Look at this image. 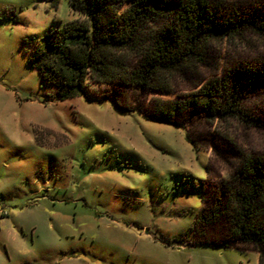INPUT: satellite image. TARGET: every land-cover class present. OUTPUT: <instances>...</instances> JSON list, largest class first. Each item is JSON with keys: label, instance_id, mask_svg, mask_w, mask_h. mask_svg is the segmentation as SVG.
I'll list each match as a JSON object with an SVG mask.
<instances>
[{"label": "rangeland", "instance_id": "rangeland-1", "mask_svg": "<svg viewBox=\"0 0 264 264\" xmlns=\"http://www.w3.org/2000/svg\"><path fill=\"white\" fill-rule=\"evenodd\" d=\"M75 17L70 0H0V264H257L249 246L199 243L194 226L204 182L212 191L243 156H264V127L179 126L144 108L262 60L264 38L212 41L203 64L167 76V92L117 103L114 85L87 82V95L58 100L29 52ZM243 108L263 116L264 88Z\"/></svg>", "mask_w": 264, "mask_h": 264}, {"label": "trees", "instance_id": "trees-1", "mask_svg": "<svg viewBox=\"0 0 264 264\" xmlns=\"http://www.w3.org/2000/svg\"><path fill=\"white\" fill-rule=\"evenodd\" d=\"M70 7L76 17L50 29L29 52L58 100L87 95V82L114 85L117 103L127 91L167 92V76L203 64L212 41L245 32L264 38L263 2L70 0ZM260 88L264 58L233 65L188 95L157 100L144 115L179 126L232 119L264 127V114L252 117L243 108ZM194 235L202 244L249 246L264 264V156H243L212 191L204 182Z\"/></svg>", "mask_w": 264, "mask_h": 264}, {"label": "built area", "instance_id": "built-area-1", "mask_svg": "<svg viewBox=\"0 0 264 264\" xmlns=\"http://www.w3.org/2000/svg\"><path fill=\"white\" fill-rule=\"evenodd\" d=\"M6 215H7V212H6L5 208L0 207V218L4 217Z\"/></svg>", "mask_w": 264, "mask_h": 264}]
</instances>
